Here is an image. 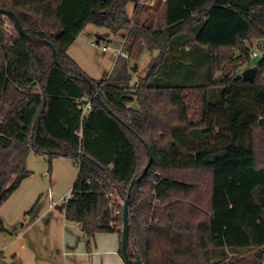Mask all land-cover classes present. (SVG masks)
I'll return each mask as SVG.
<instances>
[{
    "label": "trees",
    "instance_id": "obj_1",
    "mask_svg": "<svg viewBox=\"0 0 264 264\" xmlns=\"http://www.w3.org/2000/svg\"><path fill=\"white\" fill-rule=\"evenodd\" d=\"M139 2L0 0L29 35L0 12V204L29 175L30 151L48 173L67 157L77 174L64 217L87 237H120L130 191L128 238L143 264H264V146L253 142L264 126V0H163L160 18L142 22ZM87 24L126 30L104 79L67 53ZM144 49L157 56L131 84L126 57ZM247 65L251 81L238 73Z\"/></svg>",
    "mask_w": 264,
    "mask_h": 264
},
{
    "label": "rangeland",
    "instance_id": "obj_2",
    "mask_svg": "<svg viewBox=\"0 0 264 264\" xmlns=\"http://www.w3.org/2000/svg\"><path fill=\"white\" fill-rule=\"evenodd\" d=\"M162 2V0H140L137 7L138 14L134 21L142 22L148 15L160 18L163 9ZM128 9L129 12H131L132 5H129ZM131 16H133V13H131ZM131 24H133V22H131ZM5 27H7L9 31L12 30V25L7 20L5 21ZM125 31L120 30L113 32L106 27L87 24L81 34V37H85V34L88 35V38L87 36L85 38L92 42L91 47L88 48L90 52L87 55V64H90L91 68L95 66L97 69L99 67L104 69L107 66L105 55L114 54L120 49L124 42ZM255 43L256 41H254L253 45L250 47L251 53L256 47ZM104 45L109 47L108 51L102 50V46ZM155 56H157L156 51L149 52L147 49H144L138 59L126 57V69L131 76L130 83L136 81L139 76L145 75ZM250 56L252 57L251 54ZM111 64L112 62L109 63L108 67H110ZM251 67L250 65L242 67L238 69V73L241 74L243 71L251 69ZM103 69H99V72L94 74V76L103 74ZM90 70L96 72V69ZM203 79H206L205 76ZM130 106L135 108L136 104L133 103ZM253 142L255 148H262L264 146V128H261V126L253 127ZM255 156L256 164L264 166V149L256 153ZM25 167L30 172L28 177L25 178L26 180L24 179L25 181L20 187L18 186V189H16L13 195L11 194L0 204V217L3 220V224L8 227L11 232H0L2 235L1 237H4L2 244L11 242L9 247H0L1 252L5 256L6 263L100 264V258L96 263H93V261L88 262L87 256V258L83 257L85 254L81 252L85 251V242H82L83 244L80 245V249L78 248L77 254L67 256L68 254L64 253L66 251V245L62 244V230L64 224H68L67 226L70 230H74L72 226L78 224L67 221L64 215L62 217L61 213L57 211L54 206L55 203L62 202L60 197L71 189L77 174V168L74 163L67 157H55L51 161V169L48 173V163L44 157L30 151L26 156ZM59 205H61V203L58 204V206ZM52 206L53 208H51ZM36 212L38 213V217L34 224H31V218ZM21 224L24 225L23 228ZM27 225H35L32 229V235L36 240L35 247L32 248L26 245L22 250L18 247L20 241L17 239L14 240V237L19 235ZM45 225L48 226L45 228ZM14 228H16L17 234H15ZM112 235L114 234L104 232L94 233V237L98 239L108 238ZM27 237L28 236H26L25 240ZM69 237H71V235H69ZM108 242L109 240L105 241L106 245ZM231 255L232 254L229 256ZM243 255H247V253L238 254L237 256L241 257ZM103 258L107 259V256H103ZM104 264L108 263L105 262Z\"/></svg>",
    "mask_w": 264,
    "mask_h": 264
},
{
    "label": "crops",
    "instance_id": "obj_3",
    "mask_svg": "<svg viewBox=\"0 0 264 264\" xmlns=\"http://www.w3.org/2000/svg\"><path fill=\"white\" fill-rule=\"evenodd\" d=\"M82 31L77 36V38L74 40V42L70 45V47L67 50V53L78 64V66L87 74L88 77H90L91 79H94V80L104 79L109 75V73L112 69L111 67H113V64L115 62V58L118 55L124 56V53L121 49L122 46L114 54L105 55L107 66L104 69L101 67H99L97 69V67H95V66H92V68H91L90 64H87V62H88L87 61V55L90 52L88 48L91 47L92 42L89 39H87L88 35H86V34H85V37L87 36V38L81 37ZM125 35H126V31H125ZM125 35H124V38H125ZM102 50L108 51L109 47L107 45H104V46H102ZM110 62H112V64L110 65V67H108ZM90 69H96V72H93ZM99 69H103L102 70L103 74H99L97 76H94V74H97L99 72ZM139 77H142V76H139ZM133 83H131V84H133ZM261 128H264V127L261 126ZM24 179H23V181L20 182L19 187L26 180V179L25 180ZM17 189H18V187H17ZM15 191H16V189L11 194L13 195ZM62 197H63V195L60 197V200L63 203L62 202H59L57 204L55 203L54 207H56V210L59 211L61 213V216L63 217L66 201L63 200ZM60 203H61V205L58 206V204H60ZM51 208H53V206ZM37 212L31 218V221H32L31 224H34L36 218L38 217ZM0 219L2 220L1 217H0ZM2 222H3V220H2ZM67 225L68 224L65 223L64 228L62 230V244L66 245V249H65L66 251L64 253L65 254L67 253L68 254L67 256L77 254L78 248L80 249V245L83 244L82 242H85V251L81 252V253L85 254L83 256L84 258L88 257V262L93 261V263H96L98 261V259L100 258V264H104L105 262H107L108 264H123L124 263V259H123L122 255L119 253L120 237L117 233L111 232L109 234H114L111 237L104 238V239H98L97 237L96 238L94 237V234L87 237L80 230L79 225H73L72 227L74 230H70ZM3 226L5 228L4 232L11 233L8 227H6L4 224H3ZM34 226L35 225H27L19 235H16L14 237V240L17 239L20 241L18 247H20L22 250H23V247H25L26 245H28L32 248L35 247V241L36 240L34 239V236L32 235V229ZM46 226H48V225H45V228H46ZM14 231H15V234H17L16 228H14ZM77 232H79V233H77ZM69 235H71V237H69ZM1 236L2 235L0 234V247H2V248L9 247L11 242L2 244L4 237H1ZM26 236H28V237L25 240ZM116 236H118V237H116ZM107 240H109V242L106 245L105 241H107ZM82 254H81V256H82ZM103 256H107V259H104ZM0 264H7L5 261L4 255H3V258L0 259Z\"/></svg>",
    "mask_w": 264,
    "mask_h": 264
},
{
    "label": "water",
    "instance_id": "obj_4",
    "mask_svg": "<svg viewBox=\"0 0 264 264\" xmlns=\"http://www.w3.org/2000/svg\"><path fill=\"white\" fill-rule=\"evenodd\" d=\"M2 14H5L12 18L13 20V27L17 33L23 35L24 37L29 39V35L23 29L19 19L12 14V12L0 9ZM54 62L56 65H59L57 59H55V54L53 52ZM255 71V67H251V69H247L241 73V76L244 80H252L253 74ZM146 169V168H145ZM129 194L130 191L127 192V195L122 199L121 206V216H122V226H121V233H120V249L122 252V257L124 259L125 264H143L140 258V255L136 248L130 244L128 238V231H129V224H128V203H129ZM129 250L131 253L129 254Z\"/></svg>",
    "mask_w": 264,
    "mask_h": 264
},
{
    "label": "built area",
    "instance_id": "obj_5",
    "mask_svg": "<svg viewBox=\"0 0 264 264\" xmlns=\"http://www.w3.org/2000/svg\"><path fill=\"white\" fill-rule=\"evenodd\" d=\"M259 52H260V49H259V48H255V49L252 51V53H251L252 57L257 56V55L259 54ZM89 109H90V101L88 100V101L82 106V111H83V113H84V112L88 111ZM70 195H71V189H70L69 191H67V192L63 195L62 199L66 201V200L70 197ZM155 201H158V200L156 199ZM116 213H119V211H116Z\"/></svg>",
    "mask_w": 264,
    "mask_h": 264
}]
</instances>
